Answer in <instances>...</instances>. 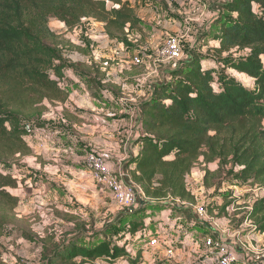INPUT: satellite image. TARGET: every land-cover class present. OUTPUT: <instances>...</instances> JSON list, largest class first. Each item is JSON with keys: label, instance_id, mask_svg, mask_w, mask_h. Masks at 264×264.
Masks as SVG:
<instances>
[{"label": "trees", "instance_id": "16d2710c", "mask_svg": "<svg viewBox=\"0 0 264 264\" xmlns=\"http://www.w3.org/2000/svg\"><path fill=\"white\" fill-rule=\"evenodd\" d=\"M51 18L69 32L83 31L82 21L92 19L103 25L109 40L131 50H137L133 36L141 35L143 25L122 0H0V239L15 222L19 203L10 193L17 179L2 168L32 154L26 137L38 126L46 105L67 100L60 87L63 70H76L92 86L104 78L93 63H66L64 52L85 55L87 49L52 32ZM199 46L219 69L204 65L198 55L168 63L164 79L142 105V147L130 162L142 205L117 217L123 236L112 242L108 229L94 233L92 225L73 223L62 240L54 235L38 240L43 264H142V251H128L132 241L126 237L146 230L142 215L143 207L152 206L148 202L192 218L181 206L197 203L186 179L199 163L205 166L206 191L220 189L224 182L264 189V0H223ZM242 52L247 54L236 57ZM226 70L245 76L243 83ZM246 79L252 84L244 85ZM209 165L216 167L211 171ZM243 220L253 222L252 234L264 235V198L254 201ZM200 237L219 239L208 231Z\"/></svg>", "mask_w": 264, "mask_h": 264}, {"label": "crops", "instance_id": "0c3cea01", "mask_svg": "<svg viewBox=\"0 0 264 264\" xmlns=\"http://www.w3.org/2000/svg\"><path fill=\"white\" fill-rule=\"evenodd\" d=\"M122 1L133 8L136 14L139 10L148 9L149 14L157 17V26L160 28L171 26L172 32L180 34L184 43H189L187 46L189 48L192 46L191 35L198 31L205 33L210 30L217 13V4L223 2V0L218 2L176 0L175 3L167 4L158 0ZM165 19H168V23ZM82 23L83 31L77 28L69 32L58 21L52 23L50 30L62 35L72 44L87 49L85 55L64 52L63 58L66 63L80 62L88 65L93 63L100 67L104 78L97 86H92L76 70L65 68L60 87L67 91V100L46 105L47 110L38 126L33 127L26 137L32 154L23 158L18 168H13L14 170L11 168L10 172L17 179V187L10 190V193L17 198L23 196L21 204H29L32 199L26 195V200L24 190L21 189V182L26 179L24 174L31 172L35 174L33 180L36 190L33 193H38L39 196L36 197L37 200L35 198L32 200H35L34 206L38 213L48 205L62 208L74 203L75 206H81L85 204L83 200L87 201L85 197L90 198L94 193L98 195L100 191L103 192L102 195L109 197L105 190L96 187L84 169L83 161L88 151L104 156L120 181L135 185L131 179L134 165L130 162L142 147L139 114L142 105L152 95L153 88L164 79L167 70L166 61L157 53L153 58L147 57L145 61H141L138 66H130V58L135 57L141 48L131 50L119 44L108 46L102 34L104 28L101 23L92 19H85ZM135 42L136 38L133 36V43ZM212 166L211 171L216 167ZM193 180L196 178L192 171L189 183ZM23 184L25 186V181ZM141 197L142 192L137 187L138 206L142 205ZM111 204L114 208L117 207L113 201ZM183 208L193 219L190 220L182 213L166 208L154 213L153 218L144 217L148 226L141 234H145L147 238L139 239L138 243L144 241L145 244L135 249V252L138 249L142 251V264H154L155 261L149 257L152 254H162L163 264H180L181 261L189 264L194 259V254H199V257L206 254L208 247L200 235L208 231L217 237V221L213 220L211 224L201 223L186 205ZM123 213L119 214L120 217ZM151 240H156V243L151 244ZM243 240L246 239L238 238L237 242H250V238L249 241ZM178 243L183 246L175 250ZM134 244L136 243L132 242L127 250L131 251ZM236 251L240 252V249L237 248ZM131 253L135 254L132 251Z\"/></svg>", "mask_w": 264, "mask_h": 264}, {"label": "rangeland", "instance_id": "374dc122", "mask_svg": "<svg viewBox=\"0 0 264 264\" xmlns=\"http://www.w3.org/2000/svg\"><path fill=\"white\" fill-rule=\"evenodd\" d=\"M214 1L218 2V0ZM109 7H111V5H109ZM162 7L165 8L164 6ZM139 11L136 15L140 18L143 25L141 28V35H137L134 37L136 38V40H138L137 48H141L136 54V57L140 59V64L141 61H145L147 57L151 59L156 56L157 51H159V49L163 46L167 38L177 37L180 40V47L182 51L179 61L185 60L190 55H198L201 57L202 63L204 65H207V63H209L208 65L214 70L219 69L214 62L215 60L211 58L212 56L209 54V52L199 48L200 46L198 38L204 35V33L198 31L195 35H191L190 43L192 46L189 48L187 47L189 46V43H184L183 38L180 34L172 32L171 26H168V28H165L164 26L160 28L156 25L157 17L154 18L152 14H149L148 9L141 12ZM165 20L166 23H168V19ZM54 21L56 22V19L54 18H51L48 21L49 29H51V25L52 23H54ZM205 43H207V40L204 41V44ZM246 54L247 52H242L236 54V57H243ZM226 56L227 55H224L222 58H226ZM166 63L168 64V62ZM111 64L113 65V63ZM226 74L232 76L234 79H237L240 82L242 81V79L239 77L240 75H237L231 70H226ZM251 84L252 82L250 80H245L244 85ZM19 164L12 163L10 165H6V167L2 168V171L11 172V168H18ZM207 167L209 169L213 168L212 165H209ZM204 169L205 166L201 163L197 164L193 168V173L196 180H193L192 182L190 181V189L192 190V192H194L197 203L194 206L189 204L185 205L190 209L192 215H196L194 209L195 207L202 208L208 216V221H204V224H211L213 220L217 221V237L222 240L223 244L232 247L235 251L237 248L240 249V252L236 251L238 260L235 264H248L246 258L252 262H255L256 264H261L259 261L254 260L247 254H245L244 246L254 243L256 247L264 249V235L259 238L260 235L258 236L252 234L251 230L253 229V222L243 219L245 216V212L248 211L246 210V208L251 207L256 199H259L261 196L264 197V195L257 194L254 187L250 188L247 186H229V184L231 183L228 184V182L222 183L220 189L214 188L206 191L202 186ZM24 176H26V179L24 180L25 186L23 184L24 181H22L21 189L24 190L23 194H25V199L27 200L26 195L27 197L29 195V197L31 196L32 199L35 198V200H37L36 197H38L39 194L33 193V191L36 190L33 180V176H35V174L32 172L28 174L25 173ZM190 178L191 175L189 177V180ZM97 186L98 185H96V187ZM99 188L102 189L101 187ZM230 191H232L231 197L227 195V192ZM99 193H97L98 195L94 193L90 198L85 197L87 201L83 200L85 204H82L81 206H75L74 203L70 204V206H64L62 208H56V206L54 205H48L46 206V208L42 207L44 210L42 209L43 211L41 210L39 211V213L34 206L35 200L33 201L31 199V203L29 204H21L20 201L23 199V196L18 198V200L20 199V205L18 204L13 212L15 215V222L5 228L4 238L0 239V264H43L39 256L40 248L38 245V240L42 238L41 236L45 237L47 235H54L57 241L62 240V238L72 232L73 223H86L88 226L92 225V229L93 231H95L94 233L105 231L106 229H108L107 238H109L112 242L116 241L117 237H122V229L119 228V226H116L118 222L117 217H120L119 214L123 213L124 211L126 213L129 212L119 207L112 199H110V197L102 195L103 192L100 191ZM110 201H113L118 208L116 206L115 207L117 209L114 208ZM148 204L151 203L148 202ZM225 206L228 207L227 211L223 210ZM139 207L140 206H137L136 209H138ZM181 207L183 208V206ZM143 208L148 213H146V215L144 212V215H142V217L147 218H153L154 213H158L160 212V210H164V208H162L161 206H145ZM216 208H222V210L218 211L216 210ZM121 215H124V213ZM168 215L170 214L168 213ZM24 235H29L33 239L32 242L26 240L24 238ZM138 235L140 236L138 237ZM138 235L126 237L133 243H136L131 250L134 253L135 249L140 248L141 245L145 244L144 241L138 243V240H146L147 238V236L145 234H141V232ZM250 236L254 237L251 238ZM238 238L246 239L243 241H249L248 238H250V242L239 243L237 242ZM121 243L122 242H119V245ZM81 244L84 245L86 244V242L81 241ZM182 246L183 245L181 243H178V245L175 246V250L181 249ZM149 257H151L150 259H153V262L155 261L154 264H163L164 259L162 254H152ZM193 257L194 259L189 264H191L195 260L200 259L203 256L199 257V254H194ZM180 264H186V262L181 261Z\"/></svg>", "mask_w": 264, "mask_h": 264}, {"label": "built area", "instance_id": "2783aa9c", "mask_svg": "<svg viewBox=\"0 0 264 264\" xmlns=\"http://www.w3.org/2000/svg\"><path fill=\"white\" fill-rule=\"evenodd\" d=\"M167 4L174 3L176 0H158ZM104 34V33H102ZM104 39L108 42V46L116 45L114 41L109 40L105 34ZM180 40L177 37H169L164 42L163 46L157 51L158 56L164 61L171 63L176 62L181 58ZM140 64L138 57H132L129 60L130 66H137ZM83 166L88 173L90 179L103 190H105L109 197L123 210L129 213L133 212L138 204L136 203L137 187L133 184L122 182L114 174L108 165L106 158L94 151H88L85 155ZM189 177L186 181L188 182ZM255 192L264 195V189L256 188ZM264 198V197H260ZM196 216L204 221H208L206 212L200 208L195 207ZM151 244H155L156 240H151ZM208 251L198 260L191 264H235L238 260L237 252L230 246L222 243L221 239L212 241L205 240ZM244 252L254 260L264 264V249H260L254 243L244 246Z\"/></svg>", "mask_w": 264, "mask_h": 264}]
</instances>
